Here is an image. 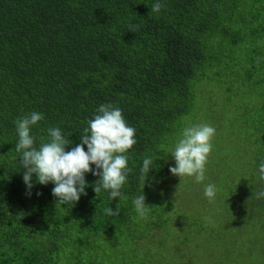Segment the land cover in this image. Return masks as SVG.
Segmentation results:
<instances>
[{"label": "trees", "instance_id": "trees-1", "mask_svg": "<svg viewBox=\"0 0 264 264\" xmlns=\"http://www.w3.org/2000/svg\"><path fill=\"white\" fill-rule=\"evenodd\" d=\"M156 2L0 0V264H264V0H159L153 13ZM102 104L136 130L122 197L97 196L92 173L74 205L35 176L29 193L17 118L43 114L35 146L59 127L70 151ZM206 122L205 180L172 175L182 129ZM142 191L144 218L132 203Z\"/></svg>", "mask_w": 264, "mask_h": 264}, {"label": "clouds", "instance_id": "clouds-1", "mask_svg": "<svg viewBox=\"0 0 264 264\" xmlns=\"http://www.w3.org/2000/svg\"><path fill=\"white\" fill-rule=\"evenodd\" d=\"M163 5L157 0L151 7V12L159 13ZM138 25H130V31L138 29ZM257 57V63L260 62ZM44 116L38 112H31L17 118L14 122L18 134L15 150L21 153L23 167V181L30 190L33 187V176L36 182L47 185L54 184L52 195L57 198L56 204L74 205L81 195H86V173H92L99 179L93 190L97 196L102 190L109 192V198L122 197L121 188L132 169L128 167L129 157L126 153L137 143L135 128L128 126L122 110L112 104H102L97 109L94 118L87 121V127L81 134V143L72 147L59 127L47 129L48 139L41 138L39 147L35 146L36 138L31 135V127L43 120ZM216 129L207 123L191 124L182 129V132L170 150L175 166L170 167L172 175L193 177L196 183L205 180V171L208 157L212 152V140ZM85 145L87 151H85ZM95 165V171L91 167ZM154 160L145 157L140 168V180L144 188L150 170L154 167ZM257 180L264 182V161L256 172ZM218 189L215 184L209 183L204 187V196L209 202L215 200ZM40 195V193H37ZM253 195V193H252ZM257 199L264 198V189L254 193ZM145 195L134 198L132 203L135 211L141 218L147 216L149 206L145 203ZM103 212L107 216L119 215V207L115 210L106 207Z\"/></svg>", "mask_w": 264, "mask_h": 264}, {"label": "rangeland", "instance_id": "rangeland-1", "mask_svg": "<svg viewBox=\"0 0 264 264\" xmlns=\"http://www.w3.org/2000/svg\"><path fill=\"white\" fill-rule=\"evenodd\" d=\"M214 91L216 92V93H219V89L218 88H216V87H214ZM207 116H209L208 115V113H207ZM224 116V113L220 116V120H221V118ZM200 121H203V119L201 118L200 119ZM207 123V122H206ZM208 124V123H207ZM223 137V136H222ZM222 137H220V140L222 139ZM172 180H174V181H176V178L173 176L172 177ZM180 189V188H179Z\"/></svg>", "mask_w": 264, "mask_h": 264}]
</instances>
